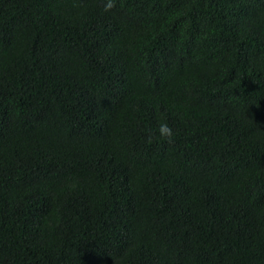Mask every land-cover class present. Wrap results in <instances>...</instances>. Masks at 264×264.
<instances>
[{
	"label": "trees",
	"instance_id": "trees-1",
	"mask_svg": "<svg viewBox=\"0 0 264 264\" xmlns=\"http://www.w3.org/2000/svg\"><path fill=\"white\" fill-rule=\"evenodd\" d=\"M106 2L0 0V264H264V0Z\"/></svg>",
	"mask_w": 264,
	"mask_h": 264
},
{
	"label": "clouds",
	"instance_id": "clouds-1",
	"mask_svg": "<svg viewBox=\"0 0 264 264\" xmlns=\"http://www.w3.org/2000/svg\"><path fill=\"white\" fill-rule=\"evenodd\" d=\"M115 6V0H107V2L104 5V10L109 11ZM158 132L161 138H164L171 142L173 138V130L172 128L167 124V122L159 124ZM152 136L149 135L148 142H151Z\"/></svg>",
	"mask_w": 264,
	"mask_h": 264
}]
</instances>
